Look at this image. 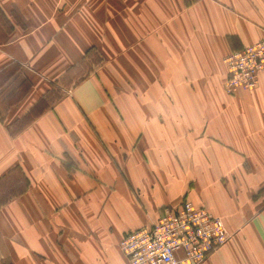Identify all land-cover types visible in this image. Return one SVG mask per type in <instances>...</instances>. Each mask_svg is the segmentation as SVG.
<instances>
[{"label": "crops", "instance_id": "crops-1", "mask_svg": "<svg viewBox=\"0 0 264 264\" xmlns=\"http://www.w3.org/2000/svg\"><path fill=\"white\" fill-rule=\"evenodd\" d=\"M262 39L264 0H0V264H128L184 200L232 234L205 264H264V71L224 88Z\"/></svg>", "mask_w": 264, "mask_h": 264}, {"label": "built area", "instance_id": "built-area-1", "mask_svg": "<svg viewBox=\"0 0 264 264\" xmlns=\"http://www.w3.org/2000/svg\"><path fill=\"white\" fill-rule=\"evenodd\" d=\"M224 63L229 96L255 91L264 71V39L230 53ZM231 237L222 218L185 201L177 209H165L151 227L127 234L120 249L128 264H205Z\"/></svg>", "mask_w": 264, "mask_h": 264}, {"label": "rangeland", "instance_id": "rangeland-1", "mask_svg": "<svg viewBox=\"0 0 264 264\" xmlns=\"http://www.w3.org/2000/svg\"><path fill=\"white\" fill-rule=\"evenodd\" d=\"M86 68L85 69H92L93 67H97V65L99 64V58H97L96 56H92L90 61H85V63H83ZM83 65V66H84ZM249 92V91H243L242 93H253ZM19 180L15 181L16 183H18ZM14 181L11 182L10 185H6V184H1L0 185V204L4 203L7 199L11 198V196H13L14 194H16L18 191L23 189V181L20 180V185L18 186H14L13 185ZM185 201H189V200H184ZM182 202V203H183ZM191 202V201H190ZM192 203V202H191Z\"/></svg>", "mask_w": 264, "mask_h": 264}, {"label": "trees", "instance_id": "trees-1", "mask_svg": "<svg viewBox=\"0 0 264 264\" xmlns=\"http://www.w3.org/2000/svg\"><path fill=\"white\" fill-rule=\"evenodd\" d=\"M92 54H94V53H90V52H89V54H88L87 56H89V55H91V56H92ZM87 56H86V57H87ZM91 56H90V57H91ZM86 57H85V58H86ZM262 193H264V189L261 191V193H260V194H262ZM5 203H6V202H4V203H1V204H0V207H1V206H3Z\"/></svg>", "mask_w": 264, "mask_h": 264}]
</instances>
